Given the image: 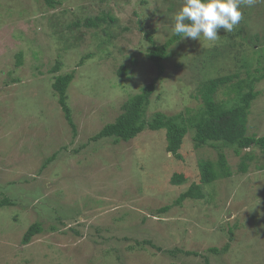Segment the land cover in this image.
Here are the masks:
<instances>
[{
    "label": "rangeland",
    "instance_id": "rangeland-1",
    "mask_svg": "<svg viewBox=\"0 0 264 264\" xmlns=\"http://www.w3.org/2000/svg\"><path fill=\"white\" fill-rule=\"evenodd\" d=\"M56 1L49 7L45 0H0V198L14 201L0 207V264H203L205 258L210 264H264L259 148L238 156L223 147L232 175L201 185L202 198H187L160 213L158 208L199 184L198 164L216 162L218 150L195 146L191 131L179 159L166 152L164 130L146 129L117 144L90 139L156 76L143 34L152 29L154 42H165L183 0ZM241 10L239 24L230 33L219 29L216 41L201 35L200 41L180 39L170 47L146 118L156 111L194 112L206 80L238 72L234 83L258 69L264 0ZM96 16L106 19L96 27L83 25ZM86 54L91 57L78 65ZM242 57L252 61L249 68ZM56 61L60 68L52 72ZM121 67L124 76L118 74ZM70 72L66 102L73 127L52 87L58 75ZM229 87L219 86L214 98L228 100ZM253 90L258 95L246 133L263 136L264 76ZM243 155L246 172L239 171ZM174 172L185 176L179 185L170 183ZM35 221L42 232L22 245L24 231ZM225 244L226 252H208Z\"/></svg>",
    "mask_w": 264,
    "mask_h": 264
},
{
    "label": "trees",
    "instance_id": "trees-1",
    "mask_svg": "<svg viewBox=\"0 0 264 264\" xmlns=\"http://www.w3.org/2000/svg\"><path fill=\"white\" fill-rule=\"evenodd\" d=\"M45 2L49 7H53L55 3H59L56 0H45ZM105 19L104 16H96L95 18L88 17L84 20L83 25L96 27L105 21ZM110 19L112 20V18ZM77 24L78 23H76V25ZM145 25L149 26V22L146 21ZM152 33V29L145 31L143 37L150 44V48L146 52V57L155 66L157 71L156 76L144 85L138 93L125 100L121 105V112L115 119L104 124L90 139L98 140L102 138H111L112 142L117 144L120 141H128L135 138L140 132L146 129L152 131L164 130L166 152L171 153L174 157L179 159L181 156L178 151L183 144V139L185 135L191 131V138L195 146L199 147L208 144L218 150L216 162L203 160L198 164L200 170L199 184L192 183L188 189L178 195L171 205H164L158 208V212L162 213L168 211L172 205L181 204L182 201L187 198H202L203 193L200 190L201 185L211 183L221 177H229L232 175L226 161V156L222 150L223 147L232 149L238 156L241 155L242 150L250 147H257L264 153V135L257 136L254 134L248 135L246 133L250 106L258 95V91L253 90V83L259 81L264 76V56L260 55L256 59L258 69H255L254 72L248 70V74L245 78L237 79L234 83H230V81L239 78L238 72H231L227 75L206 80L201 87L202 104L196 111L192 112V110L186 109L184 112L176 114H165L156 111L150 118H146V109L149 106L150 97L155 91L157 82L163 73L162 62L168 56L170 47L181 39V37L173 34L165 42L157 45L152 38ZM61 39L65 40V37L62 36ZM214 56L217 57L218 55ZM89 57H91V55L86 54L80 59L78 65L83 64ZM241 59H243L241 60L242 65L249 68L250 65L248 64L252 61H249L248 58L245 57ZM17 63H21V53L17 55ZM59 68L60 62L56 61L52 68V72H57ZM118 74L119 76H124L126 74L125 68L121 67ZM73 78L74 73L70 72L64 75H58L52 83V87L57 93V102L71 127L74 126V123L72 122L70 109L66 102V91ZM222 85H229L228 94H233V96L224 102H220L214 98L217 88ZM53 158L54 154L47 158L41 167H44L46 162ZM247 158L248 157L245 155L242 156L239 164L240 172H246ZM184 180L185 176L182 173L174 172L170 177V183L174 185H179ZM13 203L14 201L11 200V198H0V207L13 205ZM51 228L54 229V226H51ZM41 232L42 224L40 222L35 221L31 223L24 231L20 243L26 245L30 242L32 237ZM74 232L78 233L76 230ZM143 242L154 248L160 249L149 240H144ZM228 248L229 244H225L221 249L213 246L208 248V252L219 254L221 252H226ZM167 252L170 251L168 250ZM191 253L196 254V252ZM203 264H210L207 258L204 259Z\"/></svg>",
    "mask_w": 264,
    "mask_h": 264
},
{
    "label": "clouds",
    "instance_id": "clouds-1",
    "mask_svg": "<svg viewBox=\"0 0 264 264\" xmlns=\"http://www.w3.org/2000/svg\"><path fill=\"white\" fill-rule=\"evenodd\" d=\"M256 0H183L174 15L173 34L181 39L207 41L218 39V30L232 32L243 18L242 6L251 7Z\"/></svg>",
    "mask_w": 264,
    "mask_h": 264
}]
</instances>
